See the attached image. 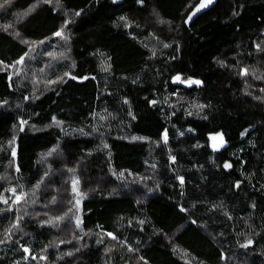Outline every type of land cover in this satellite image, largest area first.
Segmentation results:
<instances>
[{"label": "trees", "instance_id": "trees-1", "mask_svg": "<svg viewBox=\"0 0 264 264\" xmlns=\"http://www.w3.org/2000/svg\"><path fill=\"white\" fill-rule=\"evenodd\" d=\"M198 2L0 7V264H264V0Z\"/></svg>", "mask_w": 264, "mask_h": 264}, {"label": "water", "instance_id": "water-1", "mask_svg": "<svg viewBox=\"0 0 264 264\" xmlns=\"http://www.w3.org/2000/svg\"><path fill=\"white\" fill-rule=\"evenodd\" d=\"M114 1L118 2V3H121L124 0H114ZM217 1L218 0H211V2H208V0H199V2L188 13V15L186 17L187 24L191 25V23L198 16H200L202 13L206 12L207 10L211 9L217 3ZM177 77H179V79H177ZM173 80H174L175 84H179V85H182V86L187 87V88H191L193 86H198V85H202L203 84V81L202 80H198V79H194L190 83L184 82L183 80H181V74L175 75Z\"/></svg>", "mask_w": 264, "mask_h": 264}, {"label": "rangeland", "instance_id": "rangeland-1", "mask_svg": "<svg viewBox=\"0 0 264 264\" xmlns=\"http://www.w3.org/2000/svg\"><path fill=\"white\" fill-rule=\"evenodd\" d=\"M212 145L216 148H222L227 144L224 139V136L221 133L212 134L211 136ZM80 204V201L78 202Z\"/></svg>", "mask_w": 264, "mask_h": 264}, {"label": "snow or ice", "instance_id": "snow-or-ice-1", "mask_svg": "<svg viewBox=\"0 0 264 264\" xmlns=\"http://www.w3.org/2000/svg\"><path fill=\"white\" fill-rule=\"evenodd\" d=\"M9 0H3V3H0V7H3L4 4L8 3ZM208 2H211V0H208ZM203 6V5H202ZM57 35H60V33H57ZM177 79H179V77H177ZM198 83V82H197ZM165 139H166V135H165ZM230 165H225V167H229ZM111 235V234H109ZM249 243H251V241H249Z\"/></svg>", "mask_w": 264, "mask_h": 264}]
</instances>
